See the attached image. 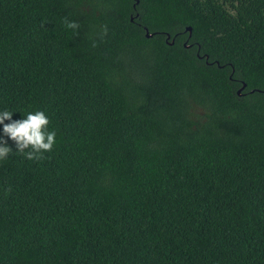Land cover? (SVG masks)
<instances>
[{
  "label": "trees",
  "instance_id": "obj_1",
  "mask_svg": "<svg viewBox=\"0 0 264 264\" xmlns=\"http://www.w3.org/2000/svg\"><path fill=\"white\" fill-rule=\"evenodd\" d=\"M4 110L0 264H264V0H0Z\"/></svg>",
  "mask_w": 264,
  "mask_h": 264
},
{
  "label": "clouds",
  "instance_id": "obj_2",
  "mask_svg": "<svg viewBox=\"0 0 264 264\" xmlns=\"http://www.w3.org/2000/svg\"><path fill=\"white\" fill-rule=\"evenodd\" d=\"M66 28L73 31L79 28L74 21L64 19ZM96 45L93 44V47ZM12 111H0V125H3V135L15 144L16 154H22L28 160L41 161L44 153L50 152L56 143V132L49 131L50 123L43 111L29 112L26 118L12 120ZM5 121H9L5 123ZM7 140L0 139V161L11 154ZM10 191V189H8Z\"/></svg>",
  "mask_w": 264,
  "mask_h": 264
},
{
  "label": "water",
  "instance_id": "obj_3",
  "mask_svg": "<svg viewBox=\"0 0 264 264\" xmlns=\"http://www.w3.org/2000/svg\"><path fill=\"white\" fill-rule=\"evenodd\" d=\"M186 31L190 33V29L186 28ZM146 37H150L149 35H147V33L145 34ZM168 38V37H167ZM239 94V91H237V95Z\"/></svg>",
  "mask_w": 264,
  "mask_h": 264
}]
</instances>
